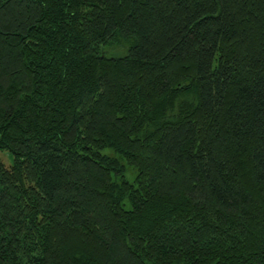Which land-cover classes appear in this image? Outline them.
Here are the masks:
<instances>
[{
  "label": "trees",
  "instance_id": "1",
  "mask_svg": "<svg viewBox=\"0 0 264 264\" xmlns=\"http://www.w3.org/2000/svg\"><path fill=\"white\" fill-rule=\"evenodd\" d=\"M0 264H264V0H0Z\"/></svg>",
  "mask_w": 264,
  "mask_h": 264
},
{
  "label": "rangeland",
  "instance_id": "2",
  "mask_svg": "<svg viewBox=\"0 0 264 264\" xmlns=\"http://www.w3.org/2000/svg\"><path fill=\"white\" fill-rule=\"evenodd\" d=\"M0 159L6 167L10 166V157L6 152H0Z\"/></svg>",
  "mask_w": 264,
  "mask_h": 264
}]
</instances>
